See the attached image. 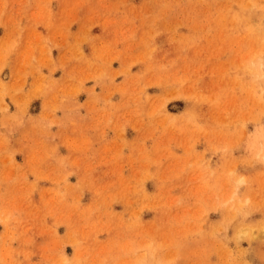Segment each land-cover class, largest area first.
Here are the masks:
<instances>
[{
	"label": "rangeland",
	"instance_id": "obj_1",
	"mask_svg": "<svg viewBox=\"0 0 264 264\" xmlns=\"http://www.w3.org/2000/svg\"><path fill=\"white\" fill-rule=\"evenodd\" d=\"M0 264H264V0H0Z\"/></svg>",
	"mask_w": 264,
	"mask_h": 264
}]
</instances>
